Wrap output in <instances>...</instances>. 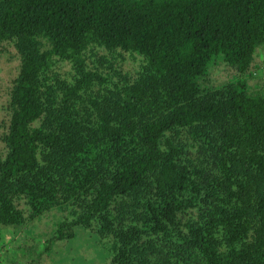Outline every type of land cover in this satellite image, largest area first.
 Masks as SVG:
<instances>
[{"label":"trees","instance_id":"1","mask_svg":"<svg viewBox=\"0 0 264 264\" xmlns=\"http://www.w3.org/2000/svg\"><path fill=\"white\" fill-rule=\"evenodd\" d=\"M7 42L0 226L63 206L52 240L93 231L109 264H264V95L200 84L216 57L250 70L264 0H0Z\"/></svg>","mask_w":264,"mask_h":264},{"label":"rangeland","instance_id":"2","mask_svg":"<svg viewBox=\"0 0 264 264\" xmlns=\"http://www.w3.org/2000/svg\"><path fill=\"white\" fill-rule=\"evenodd\" d=\"M119 53V52H118ZM111 59L114 72L133 77L140 70L143 62L139 55L128 53L112 54ZM113 58V59H112ZM98 64V63H97ZM60 71L66 75L70 71L68 63L59 64ZM103 71L109 72L113 80L117 76L107 65ZM19 68V58L12 43L0 45V152L3 149L2 135L8 119V100L13 80ZM243 81L248 91L264 95V45L256 49L250 70L243 75L226 64L220 57H216L209 64L207 76L200 81L203 88H218L229 83ZM24 211L23 201L18 203ZM56 206L49 212L35 218L28 219L21 226H0V256L2 264H23L34 260L37 264H109L112 255L111 241L101 242L93 231H83L76 227L77 236L73 240L55 242L53 239L57 225L65 218H71V209ZM46 248V249H45Z\"/></svg>","mask_w":264,"mask_h":264}]
</instances>
